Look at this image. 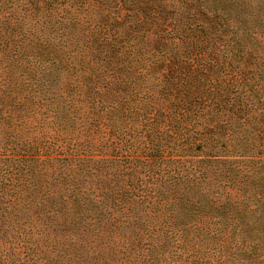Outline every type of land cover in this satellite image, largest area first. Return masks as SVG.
<instances>
[{
	"label": "trees",
	"instance_id": "16d2710c",
	"mask_svg": "<svg viewBox=\"0 0 264 264\" xmlns=\"http://www.w3.org/2000/svg\"><path fill=\"white\" fill-rule=\"evenodd\" d=\"M257 155L264 0H0V264L262 263Z\"/></svg>",
	"mask_w": 264,
	"mask_h": 264
},
{
	"label": "rangeland",
	"instance_id": "374dc122",
	"mask_svg": "<svg viewBox=\"0 0 264 264\" xmlns=\"http://www.w3.org/2000/svg\"><path fill=\"white\" fill-rule=\"evenodd\" d=\"M96 158L102 157V155L95 156ZM236 159V158H235ZM238 159V164L236 165L237 168L240 169V171L237 173V176L235 178V185L236 187L239 186V189L243 190V188L248 187L252 184L253 180L255 181H261L264 183V156L263 155H257V156H241ZM92 162V161H91ZM103 162L96 163L98 167L103 165ZM90 166V165H88ZM96 169V168H95ZM237 179V181H236ZM232 189H231V195H234ZM239 196V195H238ZM262 208L257 207L255 212H252V215L247 217L248 223H250L251 229L254 230V234L260 236V242H261V250L264 252V213H261L260 210ZM264 210V208H263ZM235 215V214H231ZM237 216L234 217V220L236 219ZM107 226L109 224H106L104 226V229H102V234H114V238L116 241L122 239L123 234H129L128 231L125 232V228L123 229H117L116 231H110ZM258 239V238H257ZM261 250H258V254L256 255L257 259L261 260L264 256V253L261 252ZM106 252V250H104ZM185 264H187L188 261H184ZM262 263H259L257 261L256 264H264L263 261Z\"/></svg>",
	"mask_w": 264,
	"mask_h": 264
}]
</instances>
